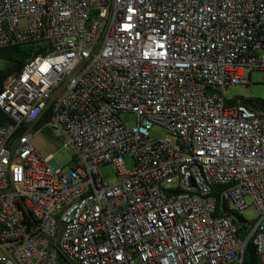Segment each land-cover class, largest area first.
Here are the masks:
<instances>
[{"label": "built area", "instance_id": "2783aa9c", "mask_svg": "<svg viewBox=\"0 0 264 264\" xmlns=\"http://www.w3.org/2000/svg\"><path fill=\"white\" fill-rule=\"evenodd\" d=\"M15 46L0 264H242L248 242L264 264V107L226 97L254 71L264 85V0H0ZM44 129L68 169L36 148Z\"/></svg>", "mask_w": 264, "mask_h": 264}, {"label": "rangeland", "instance_id": "374dc122", "mask_svg": "<svg viewBox=\"0 0 264 264\" xmlns=\"http://www.w3.org/2000/svg\"><path fill=\"white\" fill-rule=\"evenodd\" d=\"M5 66L6 61L0 59V69H3ZM262 77V72L254 71L251 74V83L249 85H236L228 89L226 92V97L241 96L244 98L253 97L264 99V85L261 83ZM40 119L41 118H39V120ZM120 119L129 126L135 124L136 120L133 113H122L120 114ZM165 135L166 131L160 125L155 124L150 130V138L152 139L162 138ZM34 144L39 152H41L43 155L47 154L48 152L53 153V160L60 167H63L64 169H68L70 167V159L73 154L72 149H61L60 144L57 143L53 134L49 130L44 129L43 131L39 132L34 138ZM124 167L126 170L132 169L133 158L131 156H126L124 158ZM100 171L103 179L111 180L114 178V169L110 164L102 166ZM242 216L246 220L253 221L257 217V211L254 207H249L242 212Z\"/></svg>", "mask_w": 264, "mask_h": 264}, {"label": "trees", "instance_id": "16d2710c", "mask_svg": "<svg viewBox=\"0 0 264 264\" xmlns=\"http://www.w3.org/2000/svg\"><path fill=\"white\" fill-rule=\"evenodd\" d=\"M28 55L27 49L23 46H15L10 49L0 51V59L6 61V66L0 69V90L2 88V82L5 76L12 70H19L23 65V62ZM242 102L251 108H263L264 99L260 98H241ZM50 117V111L43 115L37 122V125H41L47 121ZM7 119L6 115L0 110V121ZM239 218V217H238ZM240 220V218H239ZM242 264H260L259 257L257 256L255 249L251 242H248L244 248Z\"/></svg>", "mask_w": 264, "mask_h": 264}]
</instances>
